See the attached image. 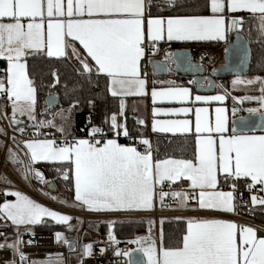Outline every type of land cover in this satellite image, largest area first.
Here are the masks:
<instances>
[{
  "label": "snow or ice",
  "instance_id": "obj_1",
  "mask_svg": "<svg viewBox=\"0 0 264 264\" xmlns=\"http://www.w3.org/2000/svg\"><path fill=\"white\" fill-rule=\"evenodd\" d=\"M253 30L264 46V0H197L195 7L184 0H0V119L7 120L15 145H5L7 161L21 179L46 186L43 194L54 202L97 215L141 216V222H147L146 235L124 241L136 246L128 249L118 247L122 241L114 226L122 221L115 219L105 221L106 238L89 243L56 231V243L77 254L76 264L94 258V244L126 257L122 264H264V226L228 218L257 210L264 216V75L242 74L251 59V40H245L244 33L251 37ZM233 33L235 41L230 40ZM162 42H223L226 64L198 76L205 71V56L193 63L188 51L163 50ZM161 53L164 59H155ZM37 58L53 65L73 61L89 83L93 77L103 79L116 109L100 125L89 117L82 129L85 135L78 137L73 111L80 100L73 98L75 89L70 92L65 85L69 106L51 112V119H41L58 97L50 91L44 113L38 111L39 89L45 85L29 70V60ZM256 68L264 72V55ZM180 71L193 73L187 83L198 92L219 91L194 95L192 87L159 78ZM220 71L234 73L231 90L210 78ZM49 75L47 87L52 89L60 83V74L53 67ZM236 90L259 94L232 95ZM229 98L231 116L225 106ZM149 99L151 132L182 138L179 155L162 151L159 138L154 143L144 134L145 118L134 115L143 131L134 134L129 129V103L133 114L141 107L147 112ZM245 102L258 107H238ZM241 111L249 117H237ZM46 129H55L59 139ZM0 136L8 137L5 127L0 126ZM120 137L129 142L120 143ZM39 163L55 166L57 177L74 193L71 200L52 194L56 187L36 167ZM3 195L0 229L12 232L0 231V251L10 253L0 264H68L60 253L30 260L23 249L32 241L24 236L34 235V227L49 220L67 231L76 230L73 219L83 221L21 191L5 190ZM158 209L157 221L153 214ZM166 223L179 227L166 233Z\"/></svg>",
  "mask_w": 264,
  "mask_h": 264
},
{
  "label": "trees",
  "instance_id": "obj_2",
  "mask_svg": "<svg viewBox=\"0 0 264 264\" xmlns=\"http://www.w3.org/2000/svg\"><path fill=\"white\" fill-rule=\"evenodd\" d=\"M184 3L190 7H195L197 0H184ZM246 29L248 25L245 26ZM246 40H251V62L246 73L247 76L253 75H264V72H259L256 68V62L260 59L261 55H264V46L257 42V34L253 30L251 37L248 36L247 31L244 33ZM55 67L58 69L60 74V83L52 89H49L47 85L51 82L52 78L49 75L50 70ZM29 70L33 73V77L36 79L37 83L41 82L45 87L39 89V108L38 111L43 113L45 111V98L49 95L51 91L59 98V103L52 107H64L69 106V100L65 97V85H67V90L71 92L72 89H75V92L72 94L74 99H79V106L73 111V125L74 130H79L91 117L94 124L100 125L105 119L106 115H110L112 111L116 109L117 102L112 99L105 91V81L103 79L97 80L96 77L92 78V82L89 83L85 77H82L78 74L77 70L73 67L70 62H64L59 64H50L46 60H29ZM225 80V79H222ZM227 80V78H226ZM240 94V93H238ZM244 95V94H243ZM88 100L94 101L93 105L88 104ZM50 108V109H52ZM49 109V110H50ZM159 138L161 150L165 149L169 152L175 151L179 155V148L182 145V138L172 137V136H154L152 138L153 142ZM172 139L173 143L168 144V140ZM125 143V140H120ZM48 178L55 185L57 193H61L62 196H71V191H68L64 182L60 180L55 171L54 165L45 164L42 165ZM245 218L254 220L264 224V216L261 215L260 211L257 210L255 214L249 215L247 213H242ZM114 226V232L119 239H133L136 236H142L145 234V228H147V222H141L140 220L134 219H123L118 220ZM179 225L175 223L164 225L165 232L171 233L176 230ZM64 226L56 225L52 223L41 224L34 227L33 231L38 233H47L51 234L56 231L64 232ZM12 232L10 229L9 234ZM100 237H104L107 233V225L105 222H101L99 225Z\"/></svg>",
  "mask_w": 264,
  "mask_h": 264
},
{
  "label": "built area",
  "instance_id": "obj_3",
  "mask_svg": "<svg viewBox=\"0 0 264 264\" xmlns=\"http://www.w3.org/2000/svg\"><path fill=\"white\" fill-rule=\"evenodd\" d=\"M163 50H171L173 51L176 47L175 46H167V47H161ZM191 50V55L194 54L195 51H201V50H208V51H215L217 53V57L214 59V62L216 64V66L220 63V61H222V50H223V42L220 43H216L213 44L212 46L206 45V46H189L188 47ZM155 59H159V60H163L164 56L161 53L159 56L155 57ZM214 64V67H216ZM4 67L2 64H0V68ZM205 68V67H204ZM252 104H256L251 103V102H245L243 105H238V107H243V106H248V105H252ZM257 105V104H256ZM4 121V119H3ZM4 123H6L4 121ZM87 122L79 129L75 132V135L78 137H83L85 135V132L82 131V129L85 128ZM5 127L8 131V137H4V141L5 144L8 145L9 142V135L10 133V129L8 128L7 124H5ZM32 130L29 129V132H31ZM10 133V134H9ZM51 133H53L56 138L59 139V133H56L55 131H52ZM25 139H27L28 137L25 136ZM51 138V136L49 137ZM125 139V138H124ZM127 141V140H126ZM129 142V141H127ZM0 172H2L4 174V176L11 182L9 183V185L5 186V188H9L11 190L14 191H21L22 193H24L25 195H28L30 198L36 200L38 203H41L42 205L51 208L52 210L55 211H59L61 213H65V214H70V212L63 207L60 204H57L53 201H51L50 199H48L47 197H45L44 195H42L39 191H37L35 189V187L33 186V183L30 182H24L22 180H20L16 175H14L10 170H8V168L6 167L5 163H4V159H3V155L0 154ZM3 186L0 184V189ZM243 191V195H244V199L247 200L249 199V195L247 190H242ZM4 192H0V201H3L5 199ZM154 217L157 219V221L160 218V211L157 210L154 214ZM165 216H173L175 215L172 212H165L164 213ZM113 218L115 219H135V218H142L141 216H113ZM229 219H233V220H238L241 223H246V224H252V225H261L264 226L254 220L245 218L244 216H230L228 217ZM158 227V225H157ZM0 231H5L9 234L10 229H0ZM145 234H147V228H145ZM106 238V235L104 237H100L97 240H102ZM25 241L27 240H31L32 243L31 244H26L24 246V251L25 253L28 254L29 259L30 260H38V259H46L48 256L50 255H54L56 253H60L63 254V256L68 259V254H69V250L67 248V246H62V248L60 249H56L54 247L53 244V237L51 234H47V233H38V232H34V235H30V234H26L24 236ZM119 239V238H117ZM120 241H122L118 247L120 249H128V248H135V245H129L127 243H125L124 241H127L129 239H119ZM105 248V252L102 254L100 252V248ZM10 258V253L8 252H2L0 251V260H4V259H8ZM126 257H116L113 254V250L112 248L107 247L106 245L103 244H94V258H85L84 260V264H122V261L126 260ZM68 264H76L75 262H70L68 261Z\"/></svg>",
  "mask_w": 264,
  "mask_h": 264
},
{
  "label": "crops",
  "instance_id": "obj_4",
  "mask_svg": "<svg viewBox=\"0 0 264 264\" xmlns=\"http://www.w3.org/2000/svg\"><path fill=\"white\" fill-rule=\"evenodd\" d=\"M209 44H216V42H189V43H186V44H182V43H176V42H174V43H172L171 45L172 46H175V47H189V46H206V45H209ZM171 45H169V44H166V43H161V47H167V46H171ZM210 46V45H209ZM68 62H70L72 65H73V67L77 70V68H78V65L75 63V62H73V61H68ZM0 64H2L3 65V63H0ZM4 66V65H3ZM148 71H149V73H151V71H152V69H151V66H149L148 67ZM246 75V74H245ZM159 78L160 79H174V80H176L177 81V83H180V84H183V85H185V86H187V87H192V89H193V94L194 95H196V94H201V95H215L216 93H217V91H219L218 89L217 90H215V92H213V93H210V94H202V93H196L195 92V88H194V86L193 85H189L187 82L189 81V80H191L190 78H187V77H182V76H179V75H176V74H167L166 76H159ZM234 77H229V78H227V80L225 79V80H218V82L217 83H223V84H225L227 87H229V89L231 90V85H230V81L233 79ZM233 92H237V93H240V94H244V95H246L247 93L246 92H244V91H242V90H236V91H233ZM248 93H250V94H256V95H258L259 93L258 92H255V93H253V92H248ZM0 103H3L2 101H0ZM147 103H148V110H147V112L145 111V109L143 108V107H141V109H140V111L138 112V113H136V114H133V112L131 111V104L129 103V109H128V112H127V125H128V127H129V129L130 130H132L133 131V133L135 134L138 130H140V131H143V129H141L140 128V126H138V125H136L135 124V119H134V115L135 116H140L141 118H145L146 120H147V122H148V128H147V130L146 131H144V134L146 135V136H148V137H150L151 139L154 137V136H171V134H153L152 132H151V127H150V124H151V121H150V106H151V102H150V99L147 101ZM216 105H213V107H215ZM225 106L229 109V116H231V109H232V106H233V101H232V99L231 98H229L226 102H225ZM60 107H57V108H52V109H50L49 110V114H45V115H42V116H40V118H42V119H51V115H50V113L51 112H55V111H58V109H59ZM44 113V112H43ZM10 114V113H9ZM4 121L6 122V123H4ZM3 121V119H0V126H2V127H5V124H7V126H8V122H7V120H4ZM57 123H59V120H57L56 121ZM6 128V127H5ZM10 129V135H9V144L8 145H6L5 144V141H4V136H0V154H2L3 155V159H4V163H5V165H6V167L8 168V170H10L14 175H16L20 180H22V181H24V182H26L25 180H23V179H21V177H20V175L18 174V172L16 171V166L15 165H13V164H11L10 162H8L7 161V150H6V147H5V145L6 146H8V147H13V148H15V145H13L12 144V141H11V139H10V137L13 135V131H12V129L11 128H9ZM45 131H50V132H52V131H55V129H51V130H45ZM77 130H74V133L76 132ZM257 134H259V133H257ZM120 140H125V143H128L127 141H126V139H124V137H120ZM119 140V142L120 143H124V142H122V141H120ZM17 151H19L18 149H17ZM20 155H21V157L23 158V153L21 152L20 153ZM45 164H48V163H39V164H37L36 165V167L40 170V171H42L43 173H44V175H45V178L47 179V180H49V181H51L49 178H48V176H47V174H46V172H45V170H44V168L42 167V165H45ZM3 177H5L4 176V174L2 173V172H0V178H3ZM31 182L33 183V186L35 187V189L37 190V191H39L40 193H41V190L43 189V190H47L48 191V189H47V187L46 186H44V185H41V184H39L36 180H31ZM0 184L3 186L1 189H0V192H4L5 190H9V191H14V190H11V189H9V188H5V186H7V185H9V183H4L3 182V180L2 179H0ZM57 192H59V191H56V192H54V194H59V193H57ZM42 194V193H41ZM61 194V193H60ZM43 195V194H42ZM73 195H74V193L73 192H71V196H62L63 198H68L69 200H71V198L73 197ZM45 197H47V196H45ZM9 199H15L14 197H8ZM48 199H50L49 197H47ZM51 200V199H50ZM52 201V200H51ZM3 201H0V203H2ZM54 202V201H53ZM55 203H57V202H55ZM57 204H59V203H57ZM61 205V204H60ZM63 207H65L69 212H70V214L71 215H73L74 217H79L80 218V220H82L83 222L85 221L86 223V225L88 226H90V225H92V226H94V231L96 232L95 234H89V233H87L85 230H83V231H79V230H75V231H66V226H64V233H65V235L66 236H68V238L69 239H71V240H75V241H78L80 244H83V243H85V242H93V241H95L96 239H98V238H100V233H99V225H100V223L101 222H105V221H107V220H112V219H115V218H113V216H107V215H97V214H92V213H89V212H86V211H82V210H79V209H74V208H69V207H66V206H64V205H62ZM159 210V209H158ZM240 216H242L243 217V214H241ZM168 217H171V216H168ZM127 219V218H126ZM142 220V218H135L134 220ZM115 220H123V219H115ZM144 220H146V219H144ZM77 220L76 219H73V221H71V223L73 224L74 223V226L76 227V226H78V225H76V222ZM49 223H52V224H55V222L54 221H48ZM258 223H260V222H258ZM260 224H262V223H260ZM107 225V224H106ZM262 225H264V224H262ZM108 230V229H107ZM9 235H11V233L9 234ZM144 235H146V234H144ZM70 253V252H69ZM71 254V253H70Z\"/></svg>",
  "mask_w": 264,
  "mask_h": 264
},
{
  "label": "water",
  "instance_id": "obj_5",
  "mask_svg": "<svg viewBox=\"0 0 264 264\" xmlns=\"http://www.w3.org/2000/svg\"><path fill=\"white\" fill-rule=\"evenodd\" d=\"M244 38H245V37H244ZM230 40L235 41V33H233V34L230 36ZM245 40H246V39H245ZM248 47L251 49L250 44L248 45ZM178 50H186V51H188V52L190 53V55H191V50H190L188 47H176L173 51H178ZM191 57H192V55H191ZM251 57H252V53H251ZM158 60H159V59H158ZM250 62H251V59H250ZM250 62H249V66H250ZM225 64H226V60H225V57H224V52H223V50H222V64L218 65V66L216 67V69H218V70L222 69V68L225 66ZM249 66L246 67V68H244V69L242 70V74H243V75H245V74L247 73ZM151 69H152V68H151ZM210 73H211V70L207 71V70L205 69V71H204L203 73H197L196 75H198V76H199V75H210ZM174 74L179 75V76H182V77H187V78H190V79L193 78V73H190V72L180 71V72H175ZM166 75H167V73H165V74H161L160 76H166ZM229 77H234V73H233V72H224V71H220L219 74H218L217 76H210V78L213 79V80L216 81V82H218V80L226 79V78H229ZM193 86H194V85H193ZM194 88H195V92H196V93L210 94V93L215 92V90L200 91V92H198L195 86H194ZM47 97H48V96H46V98H47ZM46 98H45V99H46ZM58 103H59V98H58V101H57L52 107L56 106ZM45 107H46V106H45ZM52 107H51V108H52ZM248 107H258V105H256V104H252V105H248V106H243V107H241V108H245V109H246V108H248ZM240 116L249 117V114H248L246 111H241V112L237 113V117H240ZM250 119L254 120V121L257 122V123L259 122V117H258V116H252V117H250ZM66 231H67V229H66ZM133 255L136 256V255H140V254H138V253H134Z\"/></svg>",
  "mask_w": 264,
  "mask_h": 264
},
{
  "label": "rangeland",
  "instance_id": "obj_6",
  "mask_svg": "<svg viewBox=\"0 0 264 264\" xmlns=\"http://www.w3.org/2000/svg\"><path fill=\"white\" fill-rule=\"evenodd\" d=\"M210 46H212L213 44H209ZM196 55V53L194 52V56ZM212 56V55H211ZM213 59L212 60H214L215 59V57L216 56H214L213 55ZM195 61V60H194ZM247 94H250V93H248L247 92ZM232 95H234V96H244L243 94H238L237 92H232ZM251 103H254V102H251ZM59 110V109H58ZM42 119V118H41ZM43 190V189H42ZM41 190V193L43 194V192H45V191H47V190H43L42 191ZM53 195H56V194H54V193H52ZM44 195V194H43ZM45 196V195H44ZM48 197V196H47ZM76 223V225H78V226H76V229L77 230H79V231H83V230H85L87 233H89V234H95L96 232L94 231V226H92V225H86L85 223V221L83 222V223H78L77 221L75 222ZM73 225H74V223H73ZM54 233L55 232H53V233H51V235H52V237H53V244H54V247L56 248V249H60V248H62V245H60V244H57L56 243V241H55V236H54ZM85 243H89V242H85ZM84 244V243H83ZM79 249H77V251H78ZM56 254H58V253H56ZM56 254H54V255H51V256H53V257H55V255ZM69 256H68V261H70V262H75V261H77V254L76 253H69L68 254ZM43 260H45V259H38V260H36V261H43Z\"/></svg>",
  "mask_w": 264,
  "mask_h": 264
},
{
  "label": "bare ground",
  "instance_id": "obj_7",
  "mask_svg": "<svg viewBox=\"0 0 264 264\" xmlns=\"http://www.w3.org/2000/svg\"><path fill=\"white\" fill-rule=\"evenodd\" d=\"M196 55L192 54V60L193 63H199L200 62V57L203 55L206 57V59L203 61L204 67L207 71L212 70L213 68H216L218 65L222 64V61L216 66L214 60H212L214 56L217 57V53L215 51H208V50H201V51H195ZM212 55V56H211ZM215 57V58H216ZM195 60V61H194ZM214 64L216 67H214Z\"/></svg>",
  "mask_w": 264,
  "mask_h": 264
}]
</instances>
